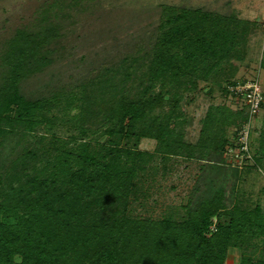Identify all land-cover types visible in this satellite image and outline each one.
Returning <instances> with one entry per match:
<instances>
[{
	"label": "trees",
	"instance_id": "trees-1",
	"mask_svg": "<svg viewBox=\"0 0 264 264\" xmlns=\"http://www.w3.org/2000/svg\"><path fill=\"white\" fill-rule=\"evenodd\" d=\"M241 24L231 16L184 10L177 19L167 18L149 52L106 67L84 82L80 96L37 100L21 94L18 83L45 67L47 58L33 34L18 33L5 57L16 81L6 84L0 97V138L44 126L39 141L48 140L61 155L54 170L46 165L25 183L17 169L7 172L6 180L0 176V264H227L231 249L240 253L234 264H264L260 206L228 209L217 194L182 221L133 214L156 157L165 164L196 150L176 132L183 93L196 90L199 81L214 80L232 58L240 60L248 34ZM48 33L49 38L57 34L55 28ZM55 109L77 131L67 142L51 133L58 117L47 114ZM248 120V109L209 112L205 142L217 127L234 126L239 133ZM144 139L158 141L154 153L139 149ZM227 142L212 139L207 153L225 152ZM256 160L264 163V130ZM59 185L65 189L62 208L49 197V189Z\"/></svg>",
	"mask_w": 264,
	"mask_h": 264
},
{
	"label": "rangeland",
	"instance_id": "rangeland-1",
	"mask_svg": "<svg viewBox=\"0 0 264 264\" xmlns=\"http://www.w3.org/2000/svg\"><path fill=\"white\" fill-rule=\"evenodd\" d=\"M184 10L231 16L244 23L241 27L248 34L239 48L240 60L232 58L223 64L214 80L199 81L196 90L183 93L176 132L181 131L184 142L196 150L186 153L187 156L192 153V157H171L165 164L160 156L156 157L145 174L144 196L134 204L133 214L154 219L173 216L182 221L190 209L217 194L222 195L228 209L253 210L260 206L264 211V163L256 164V151L264 130V108L251 121L252 159L242 157L234 126L217 127L210 134L211 140L229 143L225 152H212V156L207 153L211 140L205 142L202 132L211 111L219 108L229 114L249 111L248 100L232 91L236 82L246 84L257 80L264 96V0H0V97L6 84L13 85L16 81L5 64V57L18 33L33 34L43 45L41 55L47 58L45 67L19 81L21 94L31 100L67 98L80 96L84 82L106 67L149 52L167 18L177 19ZM54 28L57 34L49 38L48 31ZM11 111L13 117L16 107ZM77 112L74 109L71 115ZM47 115L58 117L51 133L65 142L77 136L58 109ZM44 128L38 127L35 133L18 130L0 138V176L4 180L8 178L7 172L16 169L23 183L46 165L53 164L50 170H54L61 153L53 151L48 140L39 141ZM157 145L156 140L144 139L139 149L154 153ZM206 159L212 160L211 163ZM6 183L5 187H9ZM13 186L20 189L18 183ZM10 189L12 194L14 191ZM64 192L60 185L49 189V197L60 208L65 205L60 196ZM216 224L214 219L208 237ZM239 259V251L231 249L227 264L237 263Z\"/></svg>",
	"mask_w": 264,
	"mask_h": 264
},
{
	"label": "built area",
	"instance_id": "built-area-1",
	"mask_svg": "<svg viewBox=\"0 0 264 264\" xmlns=\"http://www.w3.org/2000/svg\"><path fill=\"white\" fill-rule=\"evenodd\" d=\"M232 91L237 97H244L248 100L249 106V120L240 129L237 138L239 143L240 153L245 159H252L251 156V121L254 115L257 114L262 109V103L264 102V96L262 90L260 89L259 82L254 80V82L242 84L236 83L232 85ZM232 152V150H230ZM215 231V228L212 229Z\"/></svg>",
	"mask_w": 264,
	"mask_h": 264
}]
</instances>
